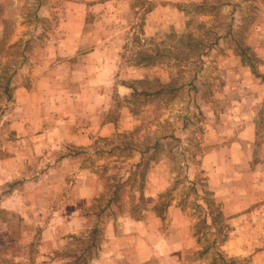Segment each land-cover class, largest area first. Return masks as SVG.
<instances>
[{
  "label": "rangeland",
  "instance_id": "1",
  "mask_svg": "<svg viewBox=\"0 0 264 264\" xmlns=\"http://www.w3.org/2000/svg\"><path fill=\"white\" fill-rule=\"evenodd\" d=\"M0 264H264V0H0Z\"/></svg>",
  "mask_w": 264,
  "mask_h": 264
},
{
  "label": "trees",
  "instance_id": "2",
  "mask_svg": "<svg viewBox=\"0 0 264 264\" xmlns=\"http://www.w3.org/2000/svg\"><path fill=\"white\" fill-rule=\"evenodd\" d=\"M253 70L257 71V69L255 67H253ZM166 205H167L166 202H161L159 205H157L156 209L159 212V215L163 213V211L165 210ZM91 248H94V249L98 248L97 243H93V244L90 243L87 247H85V250H88V249L90 250ZM83 255H84V252L81 253L79 255V257L82 258Z\"/></svg>",
  "mask_w": 264,
  "mask_h": 264
}]
</instances>
